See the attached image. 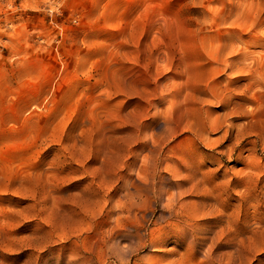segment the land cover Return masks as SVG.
Segmentation results:
<instances>
[{
	"label": "rangeland",
	"instance_id": "374dc122",
	"mask_svg": "<svg viewBox=\"0 0 264 264\" xmlns=\"http://www.w3.org/2000/svg\"><path fill=\"white\" fill-rule=\"evenodd\" d=\"M231 42L264 0H0V264H264V88L185 131Z\"/></svg>",
	"mask_w": 264,
	"mask_h": 264
},
{
	"label": "bare ground",
	"instance_id": "6f19581e",
	"mask_svg": "<svg viewBox=\"0 0 264 264\" xmlns=\"http://www.w3.org/2000/svg\"><path fill=\"white\" fill-rule=\"evenodd\" d=\"M231 43L234 44V42H231ZM227 46L232 48L229 44ZM245 50H247V51H244L243 53H237L236 52L237 50L235 49V44H234V49H232L229 53H227L224 50L226 52V54H221L223 56V58H220V60H217L218 62L221 61L219 63L220 65H218V67H222V68L225 67V69H223V73L219 72L218 74L220 75V77L217 76L215 78V82L212 85V87H210V86H209L210 88L207 87V89L205 90V93L207 95L206 97L202 98L201 96H199V97L195 98L200 103L208 104V103H214L215 102V103H219L220 106L224 108V113H222V115L217 117L216 119L209 120L208 119L209 116H208V117L204 118V125L203 126L198 124V125L191 126V127L188 126L185 129V131H188V132L194 134L195 137L198 139V141L204 140L202 138L205 134V131H208V134H211L214 132H220V131L224 130L225 132H223V133H225V134L221 138H219V141H222L224 139L231 138L229 136L231 135L232 131L236 130L237 134H234V137L236 136V138H237L236 141L240 142L241 137L239 135L242 134L241 133L242 132V126H244L243 122H242V125H238L237 123H234V121H231L230 119L235 118L234 116L238 115L241 112L240 111L241 108L242 107L244 108L243 105L245 103L250 102L253 94L252 93L249 94L248 92H253L258 87L264 88V54L262 55L261 52H255V51H250V50L248 51L247 48ZM236 73H240V74L247 73V75H244V76H246L245 78H246L247 82H245V84L243 86H242V84L240 86L236 85L238 83V81L240 80V79L236 80L237 76H233ZM225 74H227L228 77L224 76L225 79H223L222 81L218 80V77L221 78V76L225 75ZM229 76H231V77H229ZM241 96L244 99H239ZM193 98L194 97H192V99ZM251 102H252V100H251ZM185 103H187V100ZM243 108H242V110H243ZM208 109H209V107H208ZM190 110H192V109L190 108ZM193 112L195 114L197 113L195 111H193ZM193 112H191V113H193ZM198 112L200 113V111H198ZM211 112H212V110H211ZM245 114H244V116H245ZM187 116H189V115H187ZM198 116H197V118H198ZM244 116H242V117L244 118ZM199 118H200V116H199ZM187 124L188 123L186 122L185 125L187 126ZM233 142H231V143H233ZM194 143H196V142H194ZM235 148H236V144L235 145L231 144V147H228V149H226V150H229V152L232 153L235 151ZM226 150H225V152H226ZM222 152H223V150H222Z\"/></svg>",
	"mask_w": 264,
	"mask_h": 264
}]
</instances>
